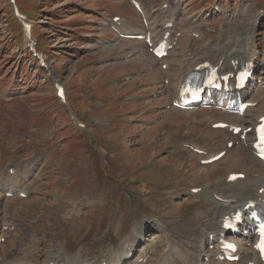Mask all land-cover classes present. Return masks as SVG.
Returning a JSON list of instances; mask_svg holds the SVG:
<instances>
[{
  "label": "rangeland",
  "instance_id": "1",
  "mask_svg": "<svg viewBox=\"0 0 264 264\" xmlns=\"http://www.w3.org/2000/svg\"><path fill=\"white\" fill-rule=\"evenodd\" d=\"M141 1L148 16L158 24L165 14L161 8L163 1L179 2L180 14L187 19L189 11L200 18L202 9L215 0ZM218 1L226 6V11L212 19L215 26L223 25V28L197 42L198 47L205 43L224 47L228 40L243 35V26L250 29L252 17L258 9H264V0ZM15 2L32 24L51 76L42 72L31 58L23 39V43L18 42L21 30L12 4L10 0H0V183L5 181L7 187L13 185L18 190L21 186L30 192L26 198H5L0 192V233L6 237L0 243V257L17 252L11 258H21L16 247L31 242L36 250L31 251L32 259L28 260L40 264L46 258L50 260L53 248L60 252L68 250L64 247L66 241L75 246L69 256L80 253L77 256L82 258L99 257L119 248L141 221L156 219L163 228L158 233L157 229L149 228L140 250L153 247L152 259H157L172 243L182 250L181 259L192 261L193 249L190 252L185 248L190 238L197 235L198 225L215 213V199L211 200L215 192L231 196L228 199L236 205L250 195V192H236V183L226 180L227 171H250L245 151L233 146L223 159L205 166L193 159V153L184 147L186 142L209 149L223 145L222 132L199 123L204 115L216 112L169 111L172 107L168 108L167 91L171 88L163 82L158 65L153 66V71L145 72L150 62L119 60L137 44L117 39L108 24L113 15H121L128 22L126 31L130 24L141 26L129 0ZM157 29L158 26L154 27L155 32ZM255 33L264 70V17ZM191 43L192 39L184 38L181 47L187 49ZM208 51L210 57L216 55ZM175 73L176 69L172 75ZM56 79L67 87L68 102L86 126L81 132L75 131L74 124L68 121L69 109L51 96ZM263 84L264 77L258 87ZM95 119L100 123L97 127L90 126ZM86 133L98 141L94 150L102 155L101 159L94 157ZM8 167L21 169L9 178ZM135 175L146 184L135 189L152 191L151 195L140 197L133 194L138 207L123 198L133 190L129 182ZM223 177L213 184L215 179ZM194 186L202 191L193 194L190 188ZM6 189L3 188L4 192ZM57 193L60 198L55 200ZM3 223L14 225L15 229L1 232ZM152 232L153 237L156 235L154 239H150ZM163 233H168L170 238ZM122 247L115 250L120 251V256ZM169 248L175 249L170 245ZM168 249L165 258L176 264L177 249L172 255ZM185 250L189 253L185 254ZM115 251L103 258L111 257ZM25 255L29 257L27 252ZM247 256L251 257L248 253ZM3 261L0 264L18 263L7 258ZM86 262L95 261L81 264ZM176 262L188 264L177 258Z\"/></svg>",
  "mask_w": 264,
  "mask_h": 264
},
{
  "label": "bare ground",
  "instance_id": "2",
  "mask_svg": "<svg viewBox=\"0 0 264 264\" xmlns=\"http://www.w3.org/2000/svg\"><path fill=\"white\" fill-rule=\"evenodd\" d=\"M172 15H174V13H172ZM171 19H173V18L167 17L164 20L163 24L165 22L170 21ZM146 20L148 21V18H146ZM127 24H128L127 21L122 18V20L120 22V25L117 26L118 31L119 32H132V33L136 32V31H139L138 28H134V29L129 28V30L126 31L125 28L128 27ZM245 41L247 43H251L250 42V36H247ZM110 48H114L115 49L114 46H111ZM137 49H139V48H137ZM133 51H135L136 53H134L135 54L134 57L131 58L129 61L137 62V64H140V63H143L144 61H146V62H150L149 65H151V63H152L151 61H155L156 60V58L149 56V54H147L142 49H140V50H134L133 49ZM207 52H208L209 56L212 55L209 51H207ZM232 53H233L232 55L230 53H224L223 56H220L219 58L216 57L217 58L216 63L219 62L220 60H222L223 61V65H225L233 58L242 59L243 57H245V56L250 54V50L247 48V45L246 46H242L241 45V47L238 45V47L235 48V51L234 52L232 51ZM250 56H253V54H251ZM186 71H188V70H186ZM146 76H148V75H146ZM176 92H177V88H176ZM247 93L249 94L248 90H246L244 92V94H247ZM235 97H236V95L232 94V95H230L229 100L233 101L235 99ZM172 110H174L176 113L181 112L180 110H178L176 108H174ZM185 111L189 112L190 110H185ZM255 112L258 115H262V113L264 112V106L258 107V109ZM252 113H253V111H250V112H246L244 114V116H230V117L233 118V119L239 120L241 122V125H243V128H247L249 126H253L254 123H255V119L252 116ZM252 133H253V129H251L245 135L244 139L239 140L237 144H235L237 139H234L235 143L233 145L234 147H236V145H238V147H241L245 151L246 157H247V160H248L247 164H248V166L250 165L249 166L250 171L245 174V177L243 179H237L236 181H233L237 185V189H236L237 191L236 192H250L249 193L250 195H248V197L245 198V200L244 199L240 200V202L244 200L243 205L246 204L247 199H249V198L258 199L264 194V191L261 194L258 193V190L260 188H264V180H263V178H264V161H261V160H259L258 158L255 157L256 155L254 154V152L252 150V143H253ZM229 140H233V139L229 138L228 141ZM220 150H222V149H217V148L213 149L211 151V154H216ZM204 158H207V157H204ZM233 169H234V167L232 168V170ZM240 172L241 171H239V170H237V171L236 170L235 171H228L227 172V177L230 174H232V173H240ZM261 179L263 180V182L259 185V182L261 181ZM227 182L231 183L232 181H227ZM11 186L9 185L7 187L6 192H11V191H14L16 189V187H14L13 185H11ZM215 195L216 196H220V197H224L227 201H222L220 199H215V202H214L215 206H216L215 213L213 212L211 214L210 219L208 221L204 222V224L199 228V234L196 237L195 243H194L196 249L193 248L192 252L190 250V252H191L190 258H193V260L191 261L192 264H201L199 261H200V259H202V255L199 254V251H200V248H202L203 241H204V238H205L206 234L213 233L219 228V218L224 216L225 214H227V213H224V212H226L227 210H230V209H234L235 207L238 206L236 204H232V202H234V201H232V199H228V198H232L231 196L225 195V194H223L221 192H215ZM143 226H145V224L141 223L140 226L137 229H134V233L131 235V237L128 236L129 238L127 237V239L122 244L123 245L122 250L125 247V245H129L130 247L135 245V243L137 242V240L141 236ZM239 240L243 241L242 238H240ZM215 241H216V239H213L212 243H214ZM175 250L176 249H170L169 253H171V255H172V253H174ZM119 252L120 251H118V252L115 251V254L113 253L111 257H106V258L101 259L98 262V264H101V262H103V261H107V264H122V262L126 260V258H125L126 252H124V250L122 251V252H124L123 256H120ZM183 253H184V250H183ZM187 253H189V251L185 250V254H187ZM49 256H50V260H48L47 262H50L53 259H58V260L63 261L64 264H81L80 256H77V255H72V256L66 257L65 255H63L61 253H58V252H56L54 250V251H52L49 254ZM248 257L249 256H247L246 252L243 253V258L240 261V264H248V261L254 262V264H258L259 263L258 259L255 258L254 256H251L249 258ZM94 263L95 262H86L84 264H94ZM12 264H15V263H12ZM27 264H30V263H27ZM210 264H212V263H210ZM216 264H218V263L216 262ZM219 264H222V263H219Z\"/></svg>",
  "mask_w": 264,
  "mask_h": 264
},
{
  "label": "snow or ice",
  "instance_id": "3",
  "mask_svg": "<svg viewBox=\"0 0 264 264\" xmlns=\"http://www.w3.org/2000/svg\"><path fill=\"white\" fill-rule=\"evenodd\" d=\"M259 136H260V142L262 145H264V126H262L260 129H258ZM261 244L259 245L262 249H264V226H261Z\"/></svg>",
  "mask_w": 264,
  "mask_h": 264
},
{
  "label": "trees",
  "instance_id": "4",
  "mask_svg": "<svg viewBox=\"0 0 264 264\" xmlns=\"http://www.w3.org/2000/svg\"><path fill=\"white\" fill-rule=\"evenodd\" d=\"M40 49L43 51V49H42L41 45H40ZM139 183H142V182L140 181Z\"/></svg>",
  "mask_w": 264,
  "mask_h": 264
}]
</instances>
